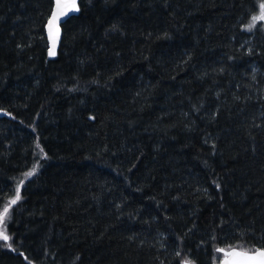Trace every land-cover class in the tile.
I'll list each match as a JSON object with an SVG mask.
<instances>
[{"label": "trees", "instance_id": "trees-1", "mask_svg": "<svg viewBox=\"0 0 264 264\" xmlns=\"http://www.w3.org/2000/svg\"><path fill=\"white\" fill-rule=\"evenodd\" d=\"M240 2L81 0L51 60L48 0H0V108L16 117L0 115V211L23 180L17 252L220 264L221 219L232 246H264V55ZM22 261L0 241V264Z\"/></svg>", "mask_w": 264, "mask_h": 264}, {"label": "snow or ice", "instance_id": "snow-or-ice-1", "mask_svg": "<svg viewBox=\"0 0 264 264\" xmlns=\"http://www.w3.org/2000/svg\"><path fill=\"white\" fill-rule=\"evenodd\" d=\"M91 0H89V3ZM107 2V0H105ZM239 7L242 11L240 13L241 22L245 19L250 18L251 23L248 24L246 31L251 33V39L256 41V46L260 48L259 55H264V41L261 40V37H264V0H241L238 5H234V7ZM81 8L77 3V0H48V8H47V18L44 23V30H46V48L48 55L50 57H54L57 55V46L61 38L62 26L66 25L71 19L76 18V14L80 13ZM113 31L118 30L115 25L112 28ZM165 36L167 34L165 33ZM248 54L255 55V50L253 47L248 48ZM191 59V57H189ZM223 71V69H221ZM253 79H255L256 69H252ZM137 95H140L137 93ZM219 95V94H217ZM236 100H239L240 97H235ZM250 97H245V101L247 102ZM218 111V110H217ZM0 115L10 116L12 119H16L15 116L12 115L11 112L6 109L0 108ZM89 119L94 120L95 116H90ZM215 119V116H213ZM23 123V121H20ZM264 123V121H262ZM254 127L261 128V124H254ZM36 129L33 128V131ZM249 137L255 141V136L249 132ZM207 143V140L205 141ZM213 149H215V144L212 145ZM36 148H38L41 152H43V148L40 147V144H36ZM251 151L253 154L256 153L257 145L252 143L250 145ZM45 158L46 155H45ZM207 163V161H205ZM37 175V169L33 167L30 171H25V177H35ZM25 186V182L23 180L19 181V183L15 187V196L11 198L7 204L3 207V210L0 211V241L4 242V246L11 252L16 253L17 257L23 258V262L26 264H33V260L30 259L24 251H16V248L13 246V243H9L12 240V237L8 234L7 226L14 215L15 211L18 210V202L21 201V188ZM7 187V186H6ZM221 188L220 183H216V189L219 190ZM3 188H0V191H3ZM207 191V189H205ZM13 206H17V208H13ZM119 207V206H118ZM126 207V206H125ZM119 219V217H117ZM217 223L219 229L221 230V235L224 236V243H226L227 247H216L215 252L219 254L217 259L220 260V264H264V246L253 247V248H244L241 246L240 248L232 246L230 242L227 240V233L223 232L224 223L223 219H221ZM234 223V221H233ZM189 233L193 232V229H188ZM246 235L255 236L254 231L248 232L246 231ZM264 239V236L261 237ZM133 242H135V238H130ZM211 241H219L218 236H211ZM143 241H141V246H143ZM163 247V245H162ZM177 256L180 255L179 252L176 253ZM158 259V258H157ZM183 264H196L195 258L192 259H184Z\"/></svg>", "mask_w": 264, "mask_h": 264}, {"label": "water", "instance_id": "water-1", "mask_svg": "<svg viewBox=\"0 0 264 264\" xmlns=\"http://www.w3.org/2000/svg\"><path fill=\"white\" fill-rule=\"evenodd\" d=\"M79 2H80V0H77V3H78V4H79ZM78 15H79V13L76 14V16H78ZM62 36H63V33L61 32V38H60V41H59L58 46H57V52H58V49H59L60 44H61V41H62ZM49 57H50V56H49ZM56 57H57V55L54 56V57H50V59H51V60H54Z\"/></svg>", "mask_w": 264, "mask_h": 264}, {"label": "bare ground", "instance_id": "bare-ground-1", "mask_svg": "<svg viewBox=\"0 0 264 264\" xmlns=\"http://www.w3.org/2000/svg\"><path fill=\"white\" fill-rule=\"evenodd\" d=\"M81 1V0H80ZM80 3V2H79Z\"/></svg>", "mask_w": 264, "mask_h": 264}, {"label": "rangeland", "instance_id": "rangeland-1", "mask_svg": "<svg viewBox=\"0 0 264 264\" xmlns=\"http://www.w3.org/2000/svg\"><path fill=\"white\" fill-rule=\"evenodd\" d=\"M251 23V22H250Z\"/></svg>", "mask_w": 264, "mask_h": 264}]
</instances>
